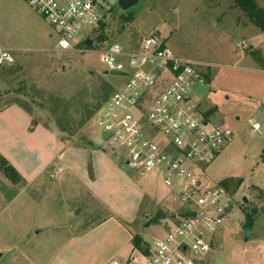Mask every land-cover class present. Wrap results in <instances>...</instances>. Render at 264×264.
I'll return each mask as SVG.
<instances>
[{
	"label": "rangeland",
	"instance_id": "obj_1",
	"mask_svg": "<svg viewBox=\"0 0 264 264\" xmlns=\"http://www.w3.org/2000/svg\"><path fill=\"white\" fill-rule=\"evenodd\" d=\"M253 1L264 11V0ZM102 23L90 49L86 41L54 51L46 21L22 0H0V49L16 58L0 68V112L17 108L26 117L0 120V264L42 256L55 264L65 255L137 264L166 221L185 212L157 177L134 173L100 143L94 126L125 82L107 73L101 53L112 44L136 51L148 37L206 65L203 107L232 134L204 171L212 184L242 180L225 190L231 209L207 264H264V33L235 0H140L128 13L114 2ZM245 216L253 217L249 229Z\"/></svg>",
	"mask_w": 264,
	"mask_h": 264
},
{
	"label": "built area",
	"instance_id": "obj_2",
	"mask_svg": "<svg viewBox=\"0 0 264 264\" xmlns=\"http://www.w3.org/2000/svg\"><path fill=\"white\" fill-rule=\"evenodd\" d=\"M22 1L47 22L51 38L56 36L53 50L59 52L78 50L117 3ZM101 57L107 73L126 76L95 120L100 143L134 173L157 177L169 200L186 209L169 218L164 234L146 243L134 259L137 264H207L231 203L220 185L206 180L204 171L232 134L213 124L203 107L211 91L206 65L175 56L154 37L144 39L136 51L112 44ZM14 63L11 52L0 49V68ZM252 129L258 130V125Z\"/></svg>",
	"mask_w": 264,
	"mask_h": 264
},
{
	"label": "trees",
	"instance_id": "obj_3",
	"mask_svg": "<svg viewBox=\"0 0 264 264\" xmlns=\"http://www.w3.org/2000/svg\"><path fill=\"white\" fill-rule=\"evenodd\" d=\"M238 8L245 14V16L248 18V20L250 21V23L256 27L260 32L264 33V11H262L261 9H259L255 2L253 0H235ZM103 23L100 25L98 31L95 33V35L99 34L103 28ZM88 49H90L91 47H87ZM209 81V79H207ZM234 187V190L236 191L241 185H242V180L239 179L237 181H233L232 179H226L222 182H220V186L228 191L230 186ZM245 226L248 227L247 229H249V227L253 224V217L250 216H245ZM248 231V230H247ZM132 247L135 250H142V239L140 238V236L135 235L132 240ZM145 247V245H144Z\"/></svg>",
	"mask_w": 264,
	"mask_h": 264
},
{
	"label": "crops",
	"instance_id": "obj_4",
	"mask_svg": "<svg viewBox=\"0 0 264 264\" xmlns=\"http://www.w3.org/2000/svg\"><path fill=\"white\" fill-rule=\"evenodd\" d=\"M38 31H36L35 32V34L36 35H38V36H41V34H42V31H40V29L38 28L37 29ZM48 36V38H51V33L50 34H48L47 35ZM15 58V57H14ZM16 59V58H15ZM209 82V81H208ZM210 85V84H209ZM211 86V85H210ZM6 116H8V117H13V119L16 121L17 120V122H18V120L19 119H23V120H25V114L21 111V110H19V109H17V108H10V109H6V110H3L2 112H0V120L1 119H4V117H6ZM19 125V124H18ZM131 239H132V236H131V238H130V241H131ZM90 251V246L88 247V252ZM88 261V262H87ZM50 262V260L48 259V261H47V259H45L43 256H42V258H40V259H36V258H34V259H32V261H31V259L30 260H28L27 261V263L26 264H50L49 263ZM55 264H92L91 263V259L90 258H88V259H86V258H83V259H76V260H71L70 258H69V256L66 258V255H65V257H63L62 259H60V260H57L56 261V263ZM107 264H115L114 263V261L113 260H111V261H109Z\"/></svg>",
	"mask_w": 264,
	"mask_h": 264
},
{
	"label": "water",
	"instance_id": "obj_5",
	"mask_svg": "<svg viewBox=\"0 0 264 264\" xmlns=\"http://www.w3.org/2000/svg\"><path fill=\"white\" fill-rule=\"evenodd\" d=\"M140 0H117V5L119 7V9L124 12V13H128L132 8H134L135 6L138 5ZM90 41H87L85 43V45L87 47L90 46ZM106 74V73H105ZM110 76H114V77H125L126 75L123 74V73H118V72H110L108 73ZM108 138V135L104 134L102 135V139H107ZM243 202H245V200H243Z\"/></svg>",
	"mask_w": 264,
	"mask_h": 264
}]
</instances>
